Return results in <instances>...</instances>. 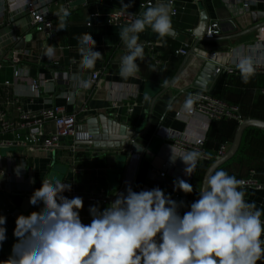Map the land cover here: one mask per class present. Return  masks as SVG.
Instances as JSON below:
<instances>
[{"label":"crops","instance_id":"crops-1","mask_svg":"<svg viewBox=\"0 0 264 264\" xmlns=\"http://www.w3.org/2000/svg\"><path fill=\"white\" fill-rule=\"evenodd\" d=\"M3 1L0 0V110L9 116L15 114L8 101L17 95L23 110L36 112L59 106L67 114L74 115L77 124L88 129L89 134H94L76 151L71 150L72 140L67 139L53 155L52 152H30L26 167L21 152L0 149V215L5 217L6 228V240L0 244V251L5 259L11 255V247L16 243L12 234L15 219L42 210V205L33 207L29 198L45 180L66 182L71 185V191L81 195L100 193L107 198L105 204L82 202L79 217L84 224L91 220L89 207L94 205L103 210L115 199L117 192L124 191L126 182L134 191L159 187L172 199L182 201V192L173 191V181L177 178L186 180L181 173L186 166L178 158L185 153L174 140L156 133L163 129L183 136V139L187 134L192 137L206 135L211 122L183 107L190 91H205L227 104L238 106L242 121H264L263 75L255 74L244 83L240 74L226 76L222 72L216 79L215 71H212V82L202 79L197 82L205 64L214 62L198 53H217L230 62L242 56L253 57L248 47L256 43L263 30L243 33L263 23L256 15L264 13V0H248L252 6L247 11L241 6L245 0H175L178 8L183 9L171 16L172 35L161 39L148 28L139 34L144 60L137 61L139 72L130 78L119 75L120 59L126 53L119 38L123 25L109 22L113 10H125L121 0ZM30 1L47 4L46 10L55 22L56 39L53 43L46 34L37 35L28 24L29 18L21 10ZM145 1L131 0V7L125 11L142 13L146 8L140 11L139 5ZM123 3L128 4L129 0H123ZM62 8L68 9L69 15L65 20L66 28L58 29L60 17L55 13ZM202 13L207 23H217L221 32L213 40L198 42L193 32ZM83 34L95 40L93 50L99 51L103 57L96 61L93 69L81 71L76 37ZM148 43L156 45L154 52L146 47ZM185 45L188 56L174 54ZM48 46H53L51 57L44 55ZM15 49L23 53L18 66L22 76L14 85L6 87L2 84L12 81L13 70L8 58ZM93 72L99 73L96 83L89 90L81 88L78 80H87ZM63 73L69 77V85L49 82L37 96L29 92L30 79L43 77L51 80L55 74ZM248 106L253 115L246 113ZM44 130L52 131L53 126L47 124ZM242 135L240 152L217 170H224L239 180L250 170L255 171L257 187L243 190L245 200L254 201L264 219V130L248 128ZM130 139L133 144H129ZM230 144L223 145L226 146L225 152ZM129 150L136 156H130ZM205 165L206 162L200 166ZM73 169L79 171L74 173ZM161 172L163 177L159 176ZM201 180L195 176L191 183L193 191L186 196L181 214L187 210L188 204L198 199ZM13 211L17 212L14 218L9 216Z\"/></svg>","mask_w":264,"mask_h":264},{"label":"clouds","instance_id":"clouds-1","mask_svg":"<svg viewBox=\"0 0 264 264\" xmlns=\"http://www.w3.org/2000/svg\"><path fill=\"white\" fill-rule=\"evenodd\" d=\"M173 0H160L142 13L128 14L134 19L122 26L119 38L126 50L120 59L119 75L134 77L139 72L137 61L144 60L139 34L146 28L161 39L172 35ZM121 6L131 7V0ZM58 29H65L69 15L60 9ZM77 39L80 70H91L102 59L95 40L83 34ZM53 46L44 55L51 57ZM242 82L255 75L256 66L250 56L236 62ZM87 89V80H78ZM194 99L185 98L183 107L193 111ZM171 108V103L168 105ZM199 143H202L200 141ZM201 153L188 150L182 158L184 173L195 170ZM173 161L175 159H172ZM2 176V173H0ZM244 182L224 170L208 175L198 191V199L187 205L176 201L159 187L134 191L127 184L123 192L103 210L88 209L90 223L79 217L82 198L71 199L62 193L71 185L62 181H43L29 203L42 210L15 220L13 235L16 243L11 255L0 264H264V220L255 202L245 200ZM193 191L186 180L173 181V191ZM5 217L0 215V244L6 240Z\"/></svg>","mask_w":264,"mask_h":264},{"label":"built area","instance_id":"built-area-1","mask_svg":"<svg viewBox=\"0 0 264 264\" xmlns=\"http://www.w3.org/2000/svg\"><path fill=\"white\" fill-rule=\"evenodd\" d=\"M159 2L160 0H146L139 5V9L141 11L149 6H154ZM46 5L47 4L45 2L37 3L35 1H30L26 3L21 11L25 12V14L28 16V24L34 30V32L37 35L46 34L49 41L53 43L56 39V30L54 28L55 22L53 21L52 16L48 14ZM241 6L242 9L247 11L248 8L252 6V2L245 0V2H241ZM180 9L183 8H178L175 0H173L172 16H176L178 10ZM128 14L135 15L134 13L127 12L123 9L113 10L109 15V22L111 24L125 26L131 23V21L134 19L133 16H129ZM259 30H263L262 34L258 37L254 45L248 47V51L253 54L252 59L254 60L256 66L255 74L264 76V58L261 56L262 54H264V28H261ZM220 32V26L217 23H212L208 25L204 38L205 40H213L220 35ZM146 47H148L149 51L152 52H154L156 49V45L154 43H148L146 44ZM174 54L177 56L186 57L189 54L188 47L186 45L182 46L177 51H175ZM198 54L200 57L209 58L213 60L217 65L222 66V72L226 76L239 75V72L236 69L237 60H232L230 62L229 60H227V58H223L217 53H211L209 55H205L203 53ZM22 57V52L14 50L12 53H10L8 64H10L13 69L12 81H5L2 84L3 86L7 87L14 85L15 81L21 79L22 73L18 69V66H20ZM98 77V72H93L89 75L87 79L89 87L86 90L91 89V87L96 83ZM68 80L69 77L65 73L61 75L55 74L54 78H52L51 80H46L43 77H34L28 82L29 92L37 96L39 93H41V91H43V89H45L46 85L49 82L69 85ZM190 96L194 99L193 110L198 114L203 115L209 122L214 120H232L237 122L238 124L242 122L241 111L238 106L227 104L216 98L214 95L205 91H190ZM66 100L69 101V98ZM8 104L14 110L15 114L9 116L6 111L0 110V149H4L7 151L16 150L21 152L22 158L24 159L23 165L25 167L27 166V154L30 152L42 151L46 154H49L50 152L59 149L61 147V142L67 139L72 140L71 150L76 151L84 142L90 141L92 139V135L88 133V129H84V126L78 125L76 122V117L74 115L67 114L64 108L53 105L36 112L25 111L20 106V100L17 95L13 96L11 100L8 101ZM128 111H131V108H128ZM47 124H51L53 126L52 131L46 132L44 130V127ZM156 134L167 140H174V143L177 146L181 147L183 149L182 152L184 153H186V151L188 150H197L201 153V156L197 161L195 170L191 175L186 176L184 173V169L181 172L182 175L186 178L187 182L191 184L195 179V174L198 166L201 163L208 161V157L203 151L205 135H202L200 137H192L187 134L184 135L183 139V136H177L176 134H172L163 129L158 130ZM200 141H202V143H199ZM133 143V139H130L129 144ZM225 149L226 146H221L217 152L216 158L222 156L225 153ZM128 154H130V156H136L130 150L128 151ZM76 171L79 170L73 169L74 173H76ZM159 176L163 177L164 173H159ZM241 180L244 182L243 189H251L257 187L256 174L253 170H250L247 176ZM62 194L69 199L77 196L81 197L83 202H100L101 204H105L107 202V198L100 193L81 195L74 191H65ZM187 195L188 194L182 192L181 200L183 202L185 201ZM16 213L17 212L15 211L10 212L9 216L14 218V215ZM5 260L6 259L1 256L0 251V261Z\"/></svg>","mask_w":264,"mask_h":264},{"label":"water","instance_id":"water-1","mask_svg":"<svg viewBox=\"0 0 264 264\" xmlns=\"http://www.w3.org/2000/svg\"><path fill=\"white\" fill-rule=\"evenodd\" d=\"M256 18H257V20H263V23L258 24L252 30H248V31L244 32L243 35H246L250 32L257 31L261 28H264V13L257 14ZM208 25L209 24L207 23V18L202 13L200 15V22L198 24V27L193 32V36L196 38V40L198 42L206 41L204 38V35L207 31ZM204 67L202 68L201 75L197 79L198 83L201 82V79L205 80L207 82L208 81L212 82L213 79L210 76V75H212V71L213 72L215 71V75H216L215 77L217 79L220 76V74L222 73V69H223L222 66H219L212 61H208ZM248 128H255V129H259V130H264V121L246 119V120H243L242 122H240L238 124L236 131H235V134H234V137H233V140H232L228 150L222 156L215 158V160L207 167V169L205 170V172L202 176L201 185L205 182V179L208 175L212 174L218 168H220L221 166H223L224 164L229 162L236 155V153L239 149L240 143H241L242 134ZM92 135H94V134H92ZM53 154H54V151H52V155ZM201 185H200V188H201Z\"/></svg>","mask_w":264,"mask_h":264},{"label":"trees","instance_id":"trees-1","mask_svg":"<svg viewBox=\"0 0 264 264\" xmlns=\"http://www.w3.org/2000/svg\"><path fill=\"white\" fill-rule=\"evenodd\" d=\"M244 100H246V98H244ZM248 108L249 106L245 110L246 113H250L251 115H253V113L248 111ZM237 126L238 123L232 120L211 121L207 129L206 135L204 137V144H203V151L205 155L208 156V161H206V165L203 167L200 166L202 164L201 163L198 166L195 174V176L199 179V181L202 179L206 167L214 160V157H216L220 147L226 143L232 142ZM238 152H240V146L237 153Z\"/></svg>","mask_w":264,"mask_h":264}]
</instances>
